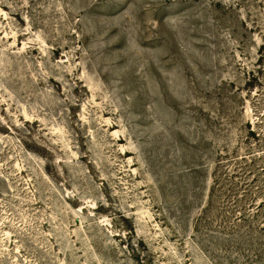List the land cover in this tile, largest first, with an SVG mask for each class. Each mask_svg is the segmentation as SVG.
Listing matches in <instances>:
<instances>
[{"label":"rangeland","instance_id":"obj_1","mask_svg":"<svg viewBox=\"0 0 264 264\" xmlns=\"http://www.w3.org/2000/svg\"><path fill=\"white\" fill-rule=\"evenodd\" d=\"M0 264H264V0H0Z\"/></svg>","mask_w":264,"mask_h":264}]
</instances>
